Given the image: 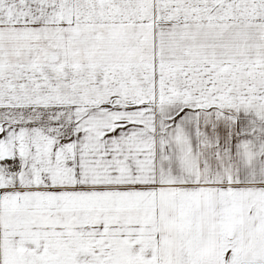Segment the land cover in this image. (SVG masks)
I'll list each match as a JSON object with an SVG mask.
<instances>
[{"label":"snow or ice","instance_id":"obj_1","mask_svg":"<svg viewBox=\"0 0 264 264\" xmlns=\"http://www.w3.org/2000/svg\"><path fill=\"white\" fill-rule=\"evenodd\" d=\"M0 264H264V0H0Z\"/></svg>","mask_w":264,"mask_h":264}]
</instances>
